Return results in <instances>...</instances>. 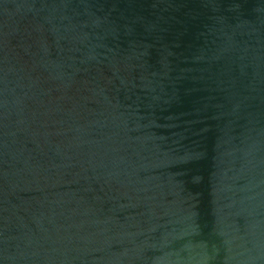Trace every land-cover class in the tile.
I'll return each instance as SVG.
<instances>
[{
	"label": "water",
	"instance_id": "1",
	"mask_svg": "<svg viewBox=\"0 0 264 264\" xmlns=\"http://www.w3.org/2000/svg\"><path fill=\"white\" fill-rule=\"evenodd\" d=\"M0 264H264V0H0Z\"/></svg>",
	"mask_w": 264,
	"mask_h": 264
}]
</instances>
